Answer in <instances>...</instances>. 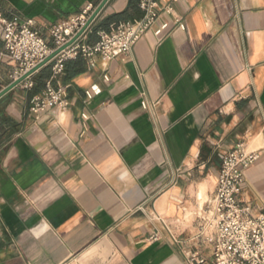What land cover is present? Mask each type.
I'll return each mask as SVG.
<instances>
[{"label":"crops","instance_id":"obj_1","mask_svg":"<svg viewBox=\"0 0 264 264\" xmlns=\"http://www.w3.org/2000/svg\"><path fill=\"white\" fill-rule=\"evenodd\" d=\"M157 1L173 8L162 18L170 30L150 31L124 58L67 69L54 82L68 87L66 111L36 119L24 84L0 100V264H186L189 251L209 254L196 238L222 157L239 143L261 155L239 200L264 215V0ZM102 2L0 0V11L33 20L50 41L53 26ZM130 4L109 0L80 43L95 44ZM132 6L121 20L142 17ZM16 70L0 57L1 90Z\"/></svg>","mask_w":264,"mask_h":264},{"label":"built area","instance_id":"obj_2","mask_svg":"<svg viewBox=\"0 0 264 264\" xmlns=\"http://www.w3.org/2000/svg\"><path fill=\"white\" fill-rule=\"evenodd\" d=\"M138 7L142 12L141 18L113 23L107 31L98 32L97 42L92 46L80 43L87 31L48 64L51 66V78L43 92L31 101L30 112L36 119L51 109L62 112L68 109V87L54 86V82L64 75L67 62L81 56L88 63L98 57L108 64L131 55L135 45L150 31L161 37L170 30L171 22L162 19L172 15L170 5L161 6L157 0H139ZM93 12L89 5L78 16L56 24L48 41L34 28L33 20L19 16L8 18L0 11V57L16 64L14 79L25 75L68 44L84 28ZM174 23L180 30H185L180 20ZM104 80L110 81L106 75ZM23 84L25 90L33 87L31 79ZM93 98L94 93L87 90L85 102ZM141 105L145 110L148 108L146 101ZM82 119L88 120V115L82 114ZM260 158L258 151H249L244 143L237 144L223 155L216 192L211 207L204 213L196 238L201 247L209 249V254L189 251L185 254L186 264H264V215L255 216L252 207L239 200L245 171ZM157 239L155 235L150 240Z\"/></svg>","mask_w":264,"mask_h":264},{"label":"trees","instance_id":"obj_3","mask_svg":"<svg viewBox=\"0 0 264 264\" xmlns=\"http://www.w3.org/2000/svg\"><path fill=\"white\" fill-rule=\"evenodd\" d=\"M135 0H131V4H130V11L128 10L125 14L122 15H118L115 16L114 18H111V20H116V22H121L123 20H121L120 18H122L125 15H129L131 10L133 9V2ZM137 1V5L139 0ZM115 22V23H116ZM100 29H105L104 31H107L108 29L100 27ZM92 37L96 36V32H92L91 34ZM85 62L81 56H78L76 59L71 60L69 62L66 63V68H65V72L67 71V69L69 70V74L70 76L72 75H76L77 73H80L84 70L85 68ZM51 68L47 67V68H43L32 80L33 81V87L28 90V97L32 100L35 96L39 95L40 93L43 92V90L45 89L46 83L50 80L51 78Z\"/></svg>","mask_w":264,"mask_h":264},{"label":"water","instance_id":"obj_4","mask_svg":"<svg viewBox=\"0 0 264 264\" xmlns=\"http://www.w3.org/2000/svg\"><path fill=\"white\" fill-rule=\"evenodd\" d=\"M109 2V0H103V2L99 5L98 8H96V10L92 13V15L90 16V18L88 19V22L86 23V25L84 26V28L79 32V34L74 37L68 44H66L63 48L55 51L54 53H52L46 60H44L42 63H40L38 66H36L34 69H32L31 71H29L28 73H26L25 75L21 76L20 78H18L17 80H15L14 82H12L9 86H7L6 88H4L3 90H1L0 92V100L5 97L7 94H9L10 92H12L14 89H16L17 87H19L21 84H23L25 81H27L28 79H30L33 75H35L36 73H38L40 70H42L43 68L47 67L48 64L63 50H65L66 48L70 47L71 45H73L78 39H80L84 33H86L90 27L92 26V24L96 21V19L99 17V15L101 14V12L103 11L104 7L106 6V4Z\"/></svg>","mask_w":264,"mask_h":264}]
</instances>
